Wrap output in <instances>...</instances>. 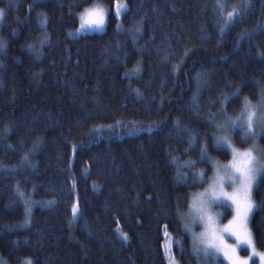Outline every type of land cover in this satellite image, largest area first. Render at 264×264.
<instances>
[{"label": "trees", "instance_id": "trees-1", "mask_svg": "<svg viewBox=\"0 0 264 264\" xmlns=\"http://www.w3.org/2000/svg\"><path fill=\"white\" fill-rule=\"evenodd\" d=\"M96 1L107 7L105 29L70 35L79 13ZM115 1L0 0L6 13L0 39L7 42L0 50V165L16 169L15 175L0 169V264H167L165 231L178 264H227L218 256L193 255L182 221L172 217L176 197L188 194L179 206L186 212L191 194L209 183L213 161L231 157L211 147L208 113L219 112V101L237 88L239 96L226 106L230 116L245 97L261 99L264 0H249L243 19L223 35L215 0H125L119 20ZM29 5H35L31 11ZM174 65H180L175 73ZM198 80L207 87L194 101ZM177 120L182 128L208 133L209 162L184 167L198 160L200 150L184 151ZM149 127L160 130L149 134ZM134 128L142 130L127 135ZM250 142L242 143L237 133L236 147ZM168 149L178 157L176 165L169 164ZM26 154L29 162L22 163ZM177 166L190 181L192 172L209 179L198 187L176 185ZM17 185L33 202L28 224ZM262 197L264 184L253 202ZM75 202L80 215L74 221ZM215 209L222 222L230 218V208ZM262 216L255 211L250 226L255 246L264 251ZM176 240L183 241V255Z\"/></svg>", "mask_w": 264, "mask_h": 264}, {"label": "snow or ice", "instance_id": "snow-or-ice-1", "mask_svg": "<svg viewBox=\"0 0 264 264\" xmlns=\"http://www.w3.org/2000/svg\"><path fill=\"white\" fill-rule=\"evenodd\" d=\"M14 4H10V7H14ZM35 5H29V11ZM126 5H119L117 7L116 15L119 16L123 9H126ZM215 7L217 14L220 18V23L218 24L219 33L223 35L231 26L239 20H242L244 15L250 9L249 0H239L238 3L233 5H227L222 3L221 0H215ZM230 8V10H228ZM89 13V25L88 29H91L92 25L95 28H102L105 19L102 12H90L88 9L85 10ZM226 13V14H225ZM6 13L4 9H0V22L3 21ZM81 19L83 20V14H81ZM45 18L41 23H46ZM119 27V25H118ZM84 23L78 28L77 32L87 31ZM136 34H139L141 29L137 28ZM260 31H264V26H261ZM15 35V32H13ZM71 35V34H70ZM245 38H250L252 33H241ZM45 40H41V47H43ZM7 47V42L0 39V50ZM31 49V45L29 46ZM188 52H185L187 55ZM171 53H166L164 59L167 60ZM180 65L173 66V73L179 70ZM134 71H138L135 69ZM127 76V74H126ZM130 78V77H129ZM207 87V81L201 83L197 81V91L193 96V100H197L201 91ZM240 89L237 88L230 95H224L223 99L220 100L221 107L217 113H208L206 123L213 128L212 134V144L211 147L214 149L223 150L224 154L227 155L230 151L232 154V160L229 162L228 166L222 169H218L215 178L211 179V183L208 188L205 189L203 193L189 204V211L187 214L182 213L179 210L180 204L187 198V193L184 196H177V211L173 219L178 222L183 221V227L181 231L192 236L193 247L192 254L196 255L197 258L200 254H203L205 258L214 257L218 252L221 251V245H223V234H228L235 237L237 244H247L249 247H255V241L253 233L251 230V221L253 219V214L255 211H264V197L261 198L260 203L253 202L254 192L259 190V185L264 184V150L258 149L254 144L251 149L245 150L243 152L239 151L235 147L236 135L239 133L240 141L246 143L249 139L256 137L264 138V115L261 112L264 111V89L261 91L260 101L253 105L247 97L244 98L242 107L239 113L235 116H230L227 112L226 106L232 99V97L239 96ZM137 94L140 95L137 90ZM211 106L215 105V101L209 102ZM199 107V105H195ZM222 117V122L217 123V120ZM117 126L121 125L120 121L116 122ZM112 126L110 125L109 128ZM175 131L177 132L178 139L187 141V147L184 149L185 152L193 150L195 147L199 146L200 154L198 160H188L185 162L184 167L189 169H195L196 165L200 162H209L207 143L208 133L205 132L201 134L195 129H190L188 127H181L179 120L174 122ZM159 128L149 127L146 131L149 134L159 131ZM10 129H5V135ZM131 131L139 132L140 129L134 128ZM204 138V143H201V137ZM8 147H11L9 145ZM72 150L75 153L77 146L73 145ZM36 151L34 146L33 152ZM171 149H168L170 160V165H176L178 157L171 155ZM29 155L26 154L22 157V163L29 162ZM215 167V165H213ZM4 175H15L16 169L5 168L0 165ZM191 181L189 179V174H187L180 166L176 168V175L174 183L187 188L201 186L209 178L206 172H192ZM233 188L231 193L227 192V188ZM16 197L23 202L24 212L26 219L25 224H28L30 220L27 218L31 214V203L30 199L19 190V185L16 188ZM227 202V205H225ZM214 207H226L230 208L232 211V218L228 221V224L224 226L223 231L216 228V222L219 218V213L215 216L212 214L211 209ZM80 210L78 204L72 205V216L74 221L79 217ZM199 223L203 225L204 231L198 235L193 232V227ZM258 226L264 230V216L261 217L258 222ZM167 227V226H166ZM169 234L165 231V236ZM120 236L124 241L129 239L127 233L120 232ZM219 241V243H218ZM169 244V247L171 246ZM175 244L181 246V255H183V241L176 240ZM225 247H228L225 245ZM233 254H235L236 246H231ZM227 256V253H225ZM231 260V264H248L247 260ZM264 259V257H261ZM24 264H33L32 260H27Z\"/></svg>", "mask_w": 264, "mask_h": 264}, {"label": "rangeland", "instance_id": "rangeland-1", "mask_svg": "<svg viewBox=\"0 0 264 264\" xmlns=\"http://www.w3.org/2000/svg\"><path fill=\"white\" fill-rule=\"evenodd\" d=\"M119 5H126L125 4V0H116L115 1V3H114L115 13L117 12V7ZM86 9H88L90 12H102L104 14L105 23H104L102 28L97 29V28H95V25H92L91 29H88V25H89L90 19H89V13L85 11ZM86 9H84L78 15V18H79V27L78 28L81 27L82 23H84L85 28L88 29V30L87 31H82V32H77L76 31L77 29H76L75 31L71 32V35H79V34L88 33V32H101V31H103L105 29L106 20H107V7L105 5H103L101 2L96 1L91 6L87 7ZM125 10L126 9L122 10L121 15L123 14V12ZM81 14H83V20L81 19ZM121 15L117 16L118 20L120 19ZM0 24H1V22H0ZM118 25H119V27H121L119 22H118L117 26ZM258 102L259 101L251 102V103L253 105H255ZM261 115H264V111L261 112ZM141 130L142 129H140V131ZM134 133H137V132H133L132 131L130 133H127V135H131V134H134ZM254 144L258 147V149L261 150V145L262 144H261V141H260L259 137L251 139L250 146H248V147H245V148H240V147H236V146L235 147L239 151L243 152L245 150L251 149ZM230 155H231V157H230V159L228 161H223V162L213 161L212 164L215 165V167H213V174H212V176L210 178L209 183L207 184V186L205 188L199 189L198 191H195V192H193L191 194L189 204L191 202H193L199 196L200 193H203L205 191V189L208 188L209 184L211 183V179L215 178L218 169H222L225 166L229 165V162L233 158L231 152H230ZM226 191L231 193L233 191V188L229 187V188L226 189ZM74 204H77V202H75ZM225 205H227V202H225ZM188 211H189V205H188V208H187L186 212H184V214H187ZM211 212H212V214L214 216L217 213H219V218H218V220L216 222L215 227L220 229L221 232H222L223 229H224V226L227 225L228 221L232 218V211H231L230 218L228 220H226L225 222H222L220 220L221 213H220V211L215 209V207L211 209ZM182 224H183V221H182ZM202 231H204V227H203V225H200L199 223H197L193 227V232L196 233L197 235L199 233H201ZM189 236H190V241H191V247H193L192 236L191 235H189ZM164 238H165V241H164V244H165L164 254H165V258H166L167 264H178V261L174 258L173 254H172V250H171L172 243H171V246L169 247L170 242H172L170 235L165 236V233H164ZM218 243H219V241H218ZM225 245L228 246V247H225ZM231 246H236L235 254H233V252L231 250ZM242 249H245V251H246L245 254H243L241 252ZM225 253H227V256L225 255ZM215 256H218V257L222 258L227 264H231V260L228 257H231L232 260H235V259L247 260L248 264H264V259L261 258V257H264V251L259 250L256 246L255 247H249L247 244H237V241L235 240V237H233L231 235H228L226 233L223 234V245H221V251L218 252Z\"/></svg>", "mask_w": 264, "mask_h": 264}]
</instances>
